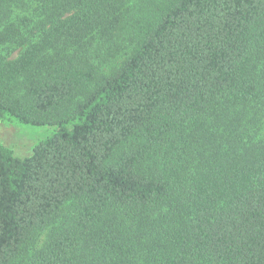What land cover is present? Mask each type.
I'll use <instances>...</instances> for the list:
<instances>
[{
  "label": "trees",
  "instance_id": "trees-1",
  "mask_svg": "<svg viewBox=\"0 0 264 264\" xmlns=\"http://www.w3.org/2000/svg\"><path fill=\"white\" fill-rule=\"evenodd\" d=\"M0 123V264H264V0H0Z\"/></svg>",
  "mask_w": 264,
  "mask_h": 264
},
{
  "label": "rangeland",
  "instance_id": "rangeland-1",
  "mask_svg": "<svg viewBox=\"0 0 264 264\" xmlns=\"http://www.w3.org/2000/svg\"><path fill=\"white\" fill-rule=\"evenodd\" d=\"M17 50L12 54V58L19 54ZM123 57L115 60V65L119 64ZM51 130L48 127H33L30 125H8L0 123V144L9 148L13 155L19 158L28 157L32 148L40 140L50 134ZM49 233V228L40 233L35 241L34 248L39 249L46 242Z\"/></svg>",
  "mask_w": 264,
  "mask_h": 264
}]
</instances>
